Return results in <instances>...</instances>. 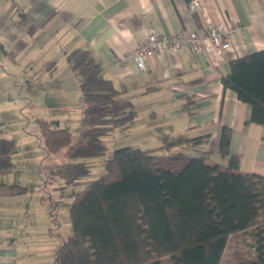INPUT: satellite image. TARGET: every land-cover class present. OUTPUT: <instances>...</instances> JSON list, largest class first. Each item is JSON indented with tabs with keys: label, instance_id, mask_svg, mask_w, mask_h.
Listing matches in <instances>:
<instances>
[{
	"label": "crops",
	"instance_id": "obj_1",
	"mask_svg": "<svg viewBox=\"0 0 264 264\" xmlns=\"http://www.w3.org/2000/svg\"><path fill=\"white\" fill-rule=\"evenodd\" d=\"M192 2L195 7L189 9ZM207 23L236 29L222 56L182 48L147 57L144 70L131 57L112 65L113 58L129 55L148 29L166 36ZM85 49L137 112L130 127L110 133H115L114 147L147 150L165 137L207 136L199 147L224 164L218 149L226 127L229 154L238 157L239 170L264 176V123H250L251 106L221 83L231 60L264 49V0H0V128L5 136L6 126L21 125L26 108L33 115L32 108L44 101L61 107L49 110L50 115L58 112V119L70 121V108L81 116V91L68 55ZM12 181L0 174V264H52L48 251L56 241L49 235V214L22 202V184L7 189Z\"/></svg>",
	"mask_w": 264,
	"mask_h": 264
},
{
	"label": "trees",
	"instance_id": "obj_2",
	"mask_svg": "<svg viewBox=\"0 0 264 264\" xmlns=\"http://www.w3.org/2000/svg\"><path fill=\"white\" fill-rule=\"evenodd\" d=\"M68 60L82 104L69 157L84 161L53 163L72 133L42 119L37 124L51 166L44 182L62 178L73 186L89 174L85 160L106 153L104 138L130 127L137 112L102 75L90 50L72 51ZM221 83L251 106L250 123H264V49L231 60ZM230 138L231 130L222 128L218 156L224 164L199 147L207 136L165 137L147 150L115 148L101 163L104 173L72 192L71 231L59 240L53 264H224L232 236L246 240V251L227 264H264V176L239 170ZM13 148L14 139L0 128V174L14 169ZM48 199L49 233L59 235L56 202Z\"/></svg>",
	"mask_w": 264,
	"mask_h": 264
},
{
	"label": "rangeland",
	"instance_id": "obj_3",
	"mask_svg": "<svg viewBox=\"0 0 264 264\" xmlns=\"http://www.w3.org/2000/svg\"><path fill=\"white\" fill-rule=\"evenodd\" d=\"M41 93L42 96H44L46 91H42ZM58 108L61 107H58L57 105L51 106L49 105V101H44L42 104L37 103L35 107L32 108V114L34 116L31 115L28 107L25 109L26 113L23 115L21 125H18L19 123H9L12 126L5 127L6 131L9 130V135H6V137L14 139L12 160L15 164L14 170L6 173L5 175L8 177V181L13 180L12 182L15 184H22L25 186L24 195L21 197L22 202H24L25 199L26 203L29 204L32 209L40 211L45 210L48 214V197H50L52 201L56 202L59 235H51L49 233V235L56 241L52 251H48L47 259L51 258L52 260L54 258L55 250L60 242L59 240H61V238H66L71 231L69 207L74 199L72 192H80L85 184L90 183L101 176L104 173V168L101 165L103 159L106 158L115 148H118L119 146L123 147L122 145L114 147L115 133H112L104 138L107 146L106 153L104 155L85 160L90 168L89 174L82 177L75 185H66L62 178H56L52 182L45 183V174L49 172L51 166H49L50 162L46 159L45 150L38 136L39 128L36 119L38 116V118H47L49 120L47 123L50 127L66 128L72 133V143L53 157V163H76L84 161L79 158L73 159L69 157L71 149L77 143L81 116L77 114L76 108H70V111L72 112L70 121L58 119L57 117L59 114L56 111L54 112L56 115H50L49 110H56ZM40 113L41 115H39ZM74 119H76V121H74ZM118 139L119 138H117V140ZM43 167H45V173L43 172ZM245 243L246 240L242 239V237L232 236L225 249L221 262L224 264L236 262V260L246 251ZM52 260L51 263L53 262Z\"/></svg>",
	"mask_w": 264,
	"mask_h": 264
},
{
	"label": "built area",
	"instance_id": "obj_4",
	"mask_svg": "<svg viewBox=\"0 0 264 264\" xmlns=\"http://www.w3.org/2000/svg\"><path fill=\"white\" fill-rule=\"evenodd\" d=\"M188 6L189 9H194L195 3L192 2ZM235 30L220 23H207L192 30L179 31L166 36L148 29L145 37L137 43L129 55L113 58L111 62L113 66H116L125 63L127 58L131 57L137 68L144 70L147 57L168 50L179 51L182 48L196 53L213 51L215 54L222 56L230 48Z\"/></svg>",
	"mask_w": 264,
	"mask_h": 264
}]
</instances>
